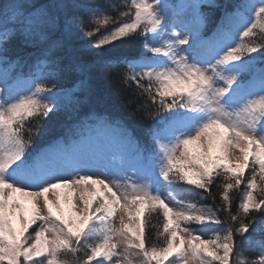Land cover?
Instances as JSON below:
<instances>
[{
  "label": "snow or ice",
  "instance_id": "6c2138e0",
  "mask_svg": "<svg viewBox=\"0 0 264 264\" xmlns=\"http://www.w3.org/2000/svg\"><path fill=\"white\" fill-rule=\"evenodd\" d=\"M97 61L135 126L88 108ZM179 183L198 199L161 194ZM130 256L264 264V0H0V264Z\"/></svg>",
  "mask_w": 264,
  "mask_h": 264
},
{
  "label": "trees",
  "instance_id": "16d2710c",
  "mask_svg": "<svg viewBox=\"0 0 264 264\" xmlns=\"http://www.w3.org/2000/svg\"><path fill=\"white\" fill-rule=\"evenodd\" d=\"M113 2H119V0H113ZM231 2H238V0H231ZM84 47L87 48L86 38ZM142 52V41L138 39L127 43L117 42L116 46L111 47L106 53L104 60H111L115 62L118 59L123 58H137ZM97 63L99 66L93 73L94 96L88 108L104 115L127 119L130 124L135 126L136 121L130 116L131 109L128 108L124 102L126 99L135 100L134 86L132 88L121 87L119 83L120 78L123 76L125 71L124 66L119 63H113L109 69L104 67L103 61H97ZM67 124L68 120L63 114L54 118L46 125L47 134L45 140L62 136ZM217 182L219 183L221 181L218 180ZM172 188L176 191L177 196L180 199H198L195 193L199 190L194 189L193 186L179 183L172 185ZM241 188H243V185H241ZM213 192L218 193L219 189L213 188ZM217 202H219L218 195ZM208 203H211V201L209 200ZM152 223H157V221L153 219ZM145 231L146 234L149 231H152V239L153 241L156 240L155 229H149L146 224Z\"/></svg>",
  "mask_w": 264,
  "mask_h": 264
},
{
  "label": "rangeland",
  "instance_id": "374dc122",
  "mask_svg": "<svg viewBox=\"0 0 264 264\" xmlns=\"http://www.w3.org/2000/svg\"><path fill=\"white\" fill-rule=\"evenodd\" d=\"M233 158H234V157H233ZM97 187H99V186H97ZM61 191L63 192L64 190H61ZM169 191H171L172 194H173L175 197H177L178 199H180V198L177 196L176 191L173 190L172 186H171V187L162 186V187L160 188V192H161V194H162L163 196H165V197L168 196ZM63 207H64L66 213L70 211V206H69L68 204H63ZM54 210H55V209H54ZM125 221L127 222V217H125ZM115 225H116V227H119V226H120V225H119V218H118V216H117V218H116ZM205 238H207V237H205ZM121 247H124V245H121ZM129 259L132 261V264H139V260H140L139 257L130 256Z\"/></svg>",
  "mask_w": 264,
  "mask_h": 264
},
{
  "label": "bare ground",
  "instance_id": "6f19581e",
  "mask_svg": "<svg viewBox=\"0 0 264 264\" xmlns=\"http://www.w3.org/2000/svg\"><path fill=\"white\" fill-rule=\"evenodd\" d=\"M234 155H238V152H237V153H235Z\"/></svg>",
  "mask_w": 264,
  "mask_h": 264
}]
</instances>
